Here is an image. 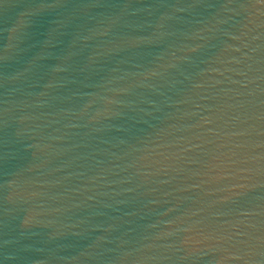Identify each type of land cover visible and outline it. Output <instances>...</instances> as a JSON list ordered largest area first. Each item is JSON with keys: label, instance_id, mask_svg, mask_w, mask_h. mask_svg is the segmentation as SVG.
<instances>
[{"label": "water", "instance_id": "water-1", "mask_svg": "<svg viewBox=\"0 0 264 264\" xmlns=\"http://www.w3.org/2000/svg\"><path fill=\"white\" fill-rule=\"evenodd\" d=\"M0 264H264V0H0Z\"/></svg>", "mask_w": 264, "mask_h": 264}]
</instances>
